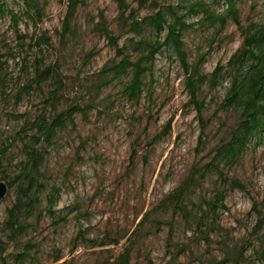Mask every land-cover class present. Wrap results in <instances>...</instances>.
<instances>
[{
	"label": "rangeland",
	"instance_id": "rangeland-1",
	"mask_svg": "<svg viewBox=\"0 0 264 264\" xmlns=\"http://www.w3.org/2000/svg\"><path fill=\"white\" fill-rule=\"evenodd\" d=\"M3 1L20 22L17 27L10 14L0 15V182L12 181L22 167L24 143L34 133L23 130L26 125L42 113L51 117L80 110L47 147L39 175L45 184L41 202L35 214L19 213L28 231L12 237L5 224L17 188H8L0 201V264H120L127 248L126 264H264V131L234 163L218 155L241 119L240 108L222 106L234 70L227 67L215 90L202 87L203 115L211 122L200 141L203 127L174 50L164 47L157 53L138 101L124 93L129 73L105 85L112 76L109 67L124 55L134 61L146 54L144 46L132 42L140 36L120 18L116 0H77L69 18L72 0H33L42 9L41 20L26 0ZM158 2L167 7L181 0ZM205 2L219 13L227 9L223 0ZM126 3V15L133 10L142 21L160 8L151 0ZM237 6L243 25L264 21V0H237ZM204 15L203 9L187 14L190 26L183 40L190 64L208 52L201 71L211 73L228 64L244 36L233 21L220 29L204 22ZM143 33L155 39L148 24ZM166 33L164 28L161 39ZM43 34L50 44L37 45ZM38 60L60 72L55 106L45 100L54 83L43 91L34 81ZM247 68L244 62L238 71ZM233 180L244 188H233ZM55 188L60 192L52 212L48 196ZM220 193L224 206L214 212L211 201ZM63 215L67 220L58 223ZM81 232L85 238H76Z\"/></svg>",
	"mask_w": 264,
	"mask_h": 264
},
{
	"label": "trees",
	"instance_id": "trees-1",
	"mask_svg": "<svg viewBox=\"0 0 264 264\" xmlns=\"http://www.w3.org/2000/svg\"><path fill=\"white\" fill-rule=\"evenodd\" d=\"M120 8V18L125 24H130L132 30L140 36L137 41H132L135 45H142L146 49V54H143L137 60H131L129 57H124L109 68L112 70V76L105 81V85L109 82L121 77L124 74H130L129 81L125 84L124 93L130 99H140L144 88L146 86L145 77L148 73H154V61L157 53L164 47L174 50L179 56L181 63L187 74L186 88L190 94V102L194 104L198 118L202 124L203 131L200 136V141L204 130L211 122L210 118H205L203 115L206 106L205 99L200 98L202 87L208 84L211 90H215L224 78V73L228 70H234L231 87L224 99L223 107L240 108L241 119L237 128L233 131L231 140L219 148L218 155L226 160V162L234 163L237 161L241 153L247 148L252 141L258 140L260 134L264 131V21H252L245 26L242 23L240 10L237 6V0H223L227 4L225 12L219 13L212 10L211 4L205 0H181L180 5L168 4L167 7H162L158 0H151L156 7H160L154 13L149 15L143 21L137 19L136 12L131 11L126 15L128 5L126 0H116ZM149 0H140L141 5H144ZM222 0H212L213 3ZM29 10H32L39 20L42 19V9L33 0H26ZM77 5V0H72L69 7V15L72 16ZM180 8H186L187 12L180 13ZM201 9L204 10V22L208 25L218 24L220 29H224L228 22L233 21L244 36L243 45L232 55L228 64L223 66L219 64L211 73H203L201 66L205 61V53L194 62L189 63L188 53L185 49V42L183 40V31L189 28L186 23V16L189 13H197ZM27 10V13H29ZM10 14L14 25L18 27L20 18L19 15L11 9L6 8V3L0 0V15ZM171 17V20L168 17ZM100 24L107 33L110 41L117 46L119 54H124V47H119L118 38L105 27V24ZM148 24L156 33L155 39H150L143 33V26ZM67 27V25H66ZM167 28V33L164 39H161V31ZM50 44V38L43 34L39 37L37 45ZM126 47V46H125ZM244 62L248 63V68L245 71L239 72L238 67ZM38 65L35 67L34 81L45 90L48 82L54 83L53 89H48L46 102L51 106L57 105L60 91L62 90V80L59 70L53 65H46L38 60ZM107 71V67L103 69ZM80 109L75 107L73 109L62 110L55 112L51 117H47L44 113L40 114L35 121L30 125H26L23 130H33L34 133L27 137L24 143L25 158L21 162L22 167L19 173L12 181L6 184L8 188H17L16 201L12 207L8 209V218L5 222L9 231V236L17 237L24 234L29 229L27 219L21 220L19 213L24 210L28 212L29 216L35 214L38 205L41 202V193L45 190V184L39 177L41 168L46 161L47 147L51 146L57 133L64 129L68 123L73 122L74 114ZM29 133H25L28 136ZM163 135H157L153 138V143L159 141ZM5 157V152L2 153V159ZM3 162V160H0ZM224 174L221 171L220 178ZM226 180V178H224ZM233 188H241L244 186L240 182L233 180L231 183ZM60 189L55 188L48 196L49 210L53 212L52 207L56 201ZM3 198L0 199V201ZM224 195L222 193L216 196L211 202L213 211L217 212L224 206ZM258 204L254 202V210L257 209ZM180 209H184L183 206ZM67 220V215L59 217L58 223ZM262 219H260L261 222ZM76 238H85V233L81 232ZM105 245L106 243H102ZM101 244V245H102ZM248 247L246 246L240 253L244 256ZM264 258V248H263ZM130 248L120 255L119 263L126 264L129 262ZM58 258L57 260H59Z\"/></svg>",
	"mask_w": 264,
	"mask_h": 264
},
{
	"label": "water",
	"instance_id": "water-1",
	"mask_svg": "<svg viewBox=\"0 0 264 264\" xmlns=\"http://www.w3.org/2000/svg\"><path fill=\"white\" fill-rule=\"evenodd\" d=\"M8 191V186L5 182H0V199L3 198Z\"/></svg>",
	"mask_w": 264,
	"mask_h": 264
}]
</instances>
